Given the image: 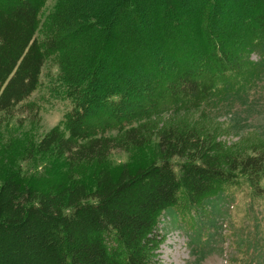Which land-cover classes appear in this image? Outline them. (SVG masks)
Here are the masks:
<instances>
[{
	"label": "trees",
	"instance_id": "obj_1",
	"mask_svg": "<svg viewBox=\"0 0 264 264\" xmlns=\"http://www.w3.org/2000/svg\"><path fill=\"white\" fill-rule=\"evenodd\" d=\"M49 1L0 0V116L27 109L50 63L71 108L35 154L103 163L154 139L156 158L116 177L101 171L93 189L40 191L20 171L0 179V264H155L169 231L188 238L200 263L205 209L215 226L226 191L241 183L255 230L238 245L264 264V154H238L198 125L225 117L231 133L254 130L264 110V0H52L42 20Z\"/></svg>",
	"mask_w": 264,
	"mask_h": 264
},
{
	"label": "rangeland",
	"instance_id": "obj_2",
	"mask_svg": "<svg viewBox=\"0 0 264 264\" xmlns=\"http://www.w3.org/2000/svg\"><path fill=\"white\" fill-rule=\"evenodd\" d=\"M51 5L52 0L44 7L42 20ZM230 50L228 45L224 48L226 52ZM251 61L254 63L258 61L256 54L252 55ZM57 75L58 70L47 63L42 70L40 87L26 103L27 109L15 111L11 119L0 116V179L20 171L25 174L24 184L40 191L74 183H81L93 189L101 171L116 177L123 167L133 171L150 164L156 158L154 139L140 149L114 150L103 163L71 166L62 160L47 162V157L35 154L34 149L41 138L56 127L71 108V103L62 94L54 91L53 83ZM167 116L163 115L157 119L162 118L164 121ZM196 119L198 118L194 116L191 121L195 123ZM198 125L203 128L205 135L208 133L207 135L220 146L235 147L238 154L245 156H252L254 153L264 154V110L251 119L249 125L253 126L254 130H247L244 134L231 133L225 117L208 121L198 120ZM243 185L241 183L226 191L225 197L229 199V205L219 214H223L222 217L218 215L215 226L211 225L210 220L213 217L210 216L209 209H205L206 225H202L201 236L207 245L205 256L200 263L197 256L193 258L190 255L188 238L182 232L169 231L159 246L155 264H254L251 261V252H245L244 247L238 245L240 239H246V236H251L255 230V223L247 212V205L252 200L251 191ZM255 204L262 206L263 202L258 200ZM260 209L262 208H257L259 213L262 212ZM248 211L252 212L250 206ZM158 220L160 222L158 228L163 232V219ZM260 221H262L260 229L263 231L260 241L264 246V220ZM184 225L188 226L189 222L186 221Z\"/></svg>",
	"mask_w": 264,
	"mask_h": 264
}]
</instances>
